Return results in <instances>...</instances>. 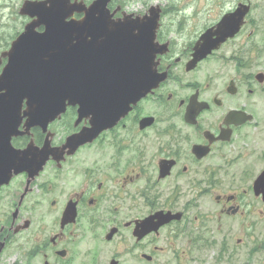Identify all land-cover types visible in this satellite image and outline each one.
<instances>
[{
    "label": "flooded vegetation",
    "instance_id": "obj_1",
    "mask_svg": "<svg viewBox=\"0 0 264 264\" xmlns=\"http://www.w3.org/2000/svg\"><path fill=\"white\" fill-rule=\"evenodd\" d=\"M113 2L106 7L118 20L125 11ZM53 5L0 0V72L10 52L34 50L15 42L30 24L32 34L44 31L39 19ZM239 6L248 10L238 31L189 68L198 39ZM252 8L251 0H213L215 18L204 19L182 43L174 19L168 25L160 19L156 41L167 50L157 54L156 68L165 79L73 150L63 146L93 127V108L80 116L78 104H67L45 129L27 127L22 116L14 131L0 130V264H189L190 250L204 241L207 193H215L218 217L241 215L244 206L251 212V193L264 206L253 190L264 162L257 171H231L227 157L239 139L245 142L247 127L258 123L243 94L264 88V19H253ZM82 16L73 11L67 20ZM231 110L251 119L227 118ZM29 146L54 153L33 178L16 170L15 151ZM239 180L249 184L239 189Z\"/></svg>",
    "mask_w": 264,
    "mask_h": 264
},
{
    "label": "water",
    "instance_id": "obj_2",
    "mask_svg": "<svg viewBox=\"0 0 264 264\" xmlns=\"http://www.w3.org/2000/svg\"><path fill=\"white\" fill-rule=\"evenodd\" d=\"M48 1L54 5L45 18L39 19L45 25L44 31L32 34L35 31L30 24L15 42L34 50L10 52L9 61L0 72V130L14 131L22 116L26 117L27 127L40 125L45 129L67 104H78L80 116L93 108V127L71 136L63 146L73 150L165 79L166 72L159 73L156 68L157 54L167 50L165 43L156 41L161 8L151 5L143 15L123 12L118 20H112L113 13L106 7L109 0H93L88 6L73 4L70 8L65 0ZM247 10V6H239L225 14L216 28L198 39L188 67L233 36ZM73 11L83 13L80 20H67ZM26 96L30 100L21 113ZM238 116L239 122L251 119L237 110H231L227 118ZM51 153L46 147L35 146L16 150V170L26 169L33 178ZM253 190L264 203V170L254 180Z\"/></svg>",
    "mask_w": 264,
    "mask_h": 264
},
{
    "label": "rangeland",
    "instance_id": "obj_3",
    "mask_svg": "<svg viewBox=\"0 0 264 264\" xmlns=\"http://www.w3.org/2000/svg\"><path fill=\"white\" fill-rule=\"evenodd\" d=\"M251 2L253 8L250 15L253 19H264V0H251ZM113 4L114 7L120 4L121 10L135 15H143L151 5H159L160 19H163L167 25L171 19H174L173 28L181 34V37H177L181 43L204 19H213L216 16L215 9H212L213 0H114ZM258 60L261 62L260 59ZM199 72L196 71L193 75L198 76ZM243 95L248 111L255 114L258 123L247 127V135L244 132L242 136L246 143L239 139L237 150L227 154V157L231 171L235 168L237 170L250 168L257 171L264 162L262 157L264 88L259 89L252 97L246 93ZM248 184L244 180H239L236 186L242 189ZM214 194L207 193L204 197L202 207L204 241L201 242L200 248L196 243V249L190 250L189 264H264V206L261 200L251 193L247 196L251 212L248 213L244 206L241 215L232 218L218 217L216 213L214 214L217 209L213 200ZM225 247L226 253L224 256L220 255ZM230 250L232 257L228 254Z\"/></svg>",
    "mask_w": 264,
    "mask_h": 264
}]
</instances>
